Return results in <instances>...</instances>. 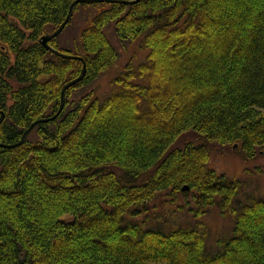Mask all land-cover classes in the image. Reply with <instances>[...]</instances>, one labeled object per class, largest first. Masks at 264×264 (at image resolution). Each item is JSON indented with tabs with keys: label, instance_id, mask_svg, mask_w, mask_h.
<instances>
[{
	"label": "trees",
	"instance_id": "1",
	"mask_svg": "<svg viewBox=\"0 0 264 264\" xmlns=\"http://www.w3.org/2000/svg\"><path fill=\"white\" fill-rule=\"evenodd\" d=\"M72 1L0 0V142L53 115L80 73L82 61L39 42ZM80 8L92 14L76 51L58 35L49 44L82 56L83 78L54 119L0 146V264H264V199L233 205L241 181L208 165L214 142L237 144L244 160L264 154V0L83 2L73 14ZM108 27L148 52L99 101L93 82L119 57ZM187 131L197 143L171 147ZM193 190L203 210L217 203L232 215L214 252L204 230L137 222L157 196Z\"/></svg>",
	"mask_w": 264,
	"mask_h": 264
},
{
	"label": "rangeland",
	"instance_id": "2",
	"mask_svg": "<svg viewBox=\"0 0 264 264\" xmlns=\"http://www.w3.org/2000/svg\"><path fill=\"white\" fill-rule=\"evenodd\" d=\"M92 12L80 8L75 11L65 29L56 37V43L64 50L74 52L76 44L80 42V33L87 24ZM109 28V27H108ZM105 31L116 46L119 57L116 64L93 82L92 88L99 101L108 94L110 81L120 72L127 62L137 64L144 61L148 50L141 48L135 41H119L112 33L111 28ZM14 88L18 83L11 80ZM11 101L9 100L8 103ZM188 141L197 143V137L192 131H187L178 136L171 147H183ZM208 165L217 173H224L232 179L241 181V186L232 201L233 205L247 202L249 197L264 199V154L256 155L253 159L244 160L238 152V145L211 143ZM171 197L161 194L148 203L147 209L136 216L137 222L143 228L158 229L169 232L176 228H198L204 230L206 252H214L219 246L217 240H226L233 234V219L228 211L222 214L217 203L203 210L197 199L196 191L188 194L177 193ZM201 208V213L198 212ZM221 248V247H220ZM147 264H169L164 260L150 261Z\"/></svg>",
	"mask_w": 264,
	"mask_h": 264
},
{
	"label": "water",
	"instance_id": "3",
	"mask_svg": "<svg viewBox=\"0 0 264 264\" xmlns=\"http://www.w3.org/2000/svg\"><path fill=\"white\" fill-rule=\"evenodd\" d=\"M101 2V1H104V2H120V3H126V4H131V3H134L138 0H73L72 3L70 4L69 6V10H68V13L67 15L65 16V18L63 19V21L57 26V28H55L53 31H50V32H47L43 35H41L39 37V42L44 45V47H46L47 49H49L51 52H53L54 54L58 55V56H61L63 58H75V59H78L80 61H82V68H81V71L80 73L67 80L63 85H62V89H61V96H60V105L57 109V111L53 114V115H50V116H45V117H40V118H37L35 119L34 121H32V123L24 130V132L22 133V136L21 138L15 142V143H3V142H0V146H3V147H10V146H15V145H18L20 143H22L27 135L29 134V132L32 130V128L37 124V123H40V122H46V121H49V120H52L54 119L59 113L60 111L62 110L63 106H64V101H65V91L68 87H71L73 85H75L77 82H79L84 74H85V71H86V64H85V60L82 56L80 55H77V54H73V53H68V52H65V51H62L60 49H57L55 47H53L52 45L49 44V40L51 38H54L56 37L57 35H59L61 33V31L64 29V27L66 26L67 22L70 20L72 14H73V10H74V7L77 3H90V2ZM0 113H1V117H0V121L2 120L3 116H4V111L0 110ZM236 145V144H235ZM187 186L184 187V189H186Z\"/></svg>",
	"mask_w": 264,
	"mask_h": 264
},
{
	"label": "flooded vegetation",
	"instance_id": "4",
	"mask_svg": "<svg viewBox=\"0 0 264 264\" xmlns=\"http://www.w3.org/2000/svg\"><path fill=\"white\" fill-rule=\"evenodd\" d=\"M0 110L4 111V110L1 109V108H0ZM4 116H5V112H4ZM4 116H3V118H4ZM0 117H1V113H0ZM3 118H2V120H3ZM2 120H1V121H2ZM1 121H0V122H1Z\"/></svg>",
	"mask_w": 264,
	"mask_h": 264
}]
</instances>
